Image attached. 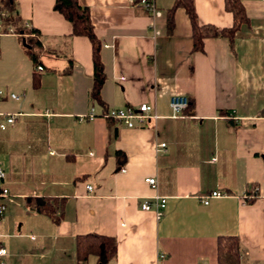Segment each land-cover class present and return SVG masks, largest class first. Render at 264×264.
<instances>
[{
  "label": "crops",
  "instance_id": "crops-1",
  "mask_svg": "<svg viewBox=\"0 0 264 264\" xmlns=\"http://www.w3.org/2000/svg\"><path fill=\"white\" fill-rule=\"evenodd\" d=\"M240 1L250 27L232 44L209 38L193 52L183 9L168 32L174 0H155L159 18L129 0H78L101 44L99 105L90 98L89 40L69 38L55 0H12V16L39 32L43 71L34 83L20 37L2 24L0 115H16L0 130L4 264H95L77 256V238L92 234L115 239L108 264H216L223 236L238 239L241 264H264V0ZM195 10L200 25L232 26L223 0H195ZM189 99L194 107L173 119L171 101ZM144 103L159 118L143 127L103 117ZM147 178L156 179L155 190ZM250 185L256 198L247 203ZM213 192L223 196L204 205ZM155 195L167 198L160 219L140 209Z\"/></svg>",
  "mask_w": 264,
  "mask_h": 264
},
{
  "label": "trees",
  "instance_id": "trees-1",
  "mask_svg": "<svg viewBox=\"0 0 264 264\" xmlns=\"http://www.w3.org/2000/svg\"><path fill=\"white\" fill-rule=\"evenodd\" d=\"M224 10L232 16V26L218 31L212 25H200L195 10V0H174L173 6L166 12L168 32L174 29V14L179 8L185 11L192 28V51L203 52L204 42L209 38H226L230 44L233 43L235 34L243 28L250 27V20L240 0H223ZM54 11L58 12L67 20L72 27L69 38L74 36L86 37L91 44V60L93 65V84L90 91V98L96 104L102 105L100 91L105 82V73L100 59L101 44L95 35L89 11L79 6L78 0H55ZM0 11L9 13V17L2 21L4 31L11 25L16 28L20 36V42L25 53L33 63L34 69L40 65V53L42 45L39 41V32L33 28L26 29L22 23L16 20L12 13L14 5L12 0H0ZM11 14V15H10ZM39 72L34 70L33 82L37 83ZM194 103L188 100L187 108L192 109ZM109 120V119H107ZM111 121V120H109ZM121 153L117 157H122ZM255 186H248L245 193V200L251 203L256 198ZM40 212L52 215V210L46 206L41 207ZM239 241L235 237L223 236L217 239L216 243V264H241L239 257ZM117 254V243L115 239L99 236L86 235L77 238V256L80 260L86 261L89 257L95 258V264H108Z\"/></svg>",
  "mask_w": 264,
  "mask_h": 264
},
{
  "label": "built area",
  "instance_id": "built-area-1",
  "mask_svg": "<svg viewBox=\"0 0 264 264\" xmlns=\"http://www.w3.org/2000/svg\"><path fill=\"white\" fill-rule=\"evenodd\" d=\"M129 4L133 8H139L142 11H144L146 14L152 16L153 18H159L161 17V12L157 9L155 0H129ZM7 12L0 11V27L2 25V21L7 18ZM26 29H30L28 25H23ZM6 33L17 35V36H23L21 33H18L16 31V28L13 26H8L6 29ZM158 34V32H156ZM36 72H42L43 67L38 65L35 68ZM2 95V92L0 91V96ZM14 100H18V98L15 95L10 96ZM188 101L181 102L178 100H173L170 103L171 108V117L176 119L179 114L181 113V110L185 109L187 107ZM96 114L94 110L91 108L88 114V119L93 120L95 119ZM104 118L109 119L113 121L114 123L125 127V128H136V127H143L146 125V123L150 120H157L159 116L154 110V107L150 104H141L139 106H128L122 109H111L108 110L104 115ZM16 122V115H0V130L4 131L9 126L14 125ZM166 148L165 144L157 145V150H164ZM6 176L5 170L0 167V180H4ZM144 182L153 190L157 188V181L155 178H147L144 180ZM87 190L89 192L92 191V188L89 186L87 187ZM8 195V191L6 189L0 188V198L6 197ZM223 195L219 192H213L207 197L203 198L201 202L204 205H209L210 200L214 198L222 197ZM167 207V198L161 197L158 195H155L150 201L144 200L140 203V209L141 211L149 212L154 211L157 219H160L163 217L165 213V209ZM5 212V207L3 205H0V220L3 218ZM7 256V251L0 246V264H4V258ZM161 258H164V255H161Z\"/></svg>",
  "mask_w": 264,
  "mask_h": 264
}]
</instances>
